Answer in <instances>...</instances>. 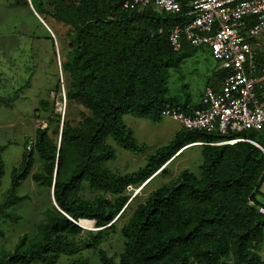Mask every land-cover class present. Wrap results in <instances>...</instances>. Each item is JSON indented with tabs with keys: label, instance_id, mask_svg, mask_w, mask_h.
<instances>
[{
	"label": "trees",
	"instance_id": "1",
	"mask_svg": "<svg viewBox=\"0 0 264 264\" xmlns=\"http://www.w3.org/2000/svg\"><path fill=\"white\" fill-rule=\"evenodd\" d=\"M180 1L183 13L187 0ZM31 3L40 16L68 28L61 61L66 110L63 116L51 114L57 121L56 138L48 126L39 127L32 144L24 148L0 215L14 218L6 209L21 199L15 191L31 173L35 154L42 168L32 178L51 191L54 187L55 201L64 213L53 201L34 236L23 234L14 250L1 249L0 264H56L63 254L77 255L71 264H92L78 253L99 246L107 232L117 230L118 220L136 197L128 193V186L140 187L151 178L145 187L195 142H203L199 174L185 169L152 190L121 227L125 245L118 260L99 249L100 264H264V151L247 140L211 144L245 137L264 147V134L182 127L137 170L117 174L107 166L117 156L110 138L135 153L147 148L135 138L125 113L156 122L166 108L191 112L201 106L165 95L166 70L193 47L184 43L175 50L168 38V29L186 15L152 5L125 6V0ZM224 73L218 70L214 79L221 81ZM208 85L214 86L212 80ZM14 100L0 96V104ZM49 108L48 100L39 101L38 109ZM4 149L0 145V181ZM84 189L98 194L86 199L81 195ZM84 218L95 220L97 229L83 235L77 222Z\"/></svg>",
	"mask_w": 264,
	"mask_h": 264
},
{
	"label": "rangeland",
	"instance_id": "2",
	"mask_svg": "<svg viewBox=\"0 0 264 264\" xmlns=\"http://www.w3.org/2000/svg\"><path fill=\"white\" fill-rule=\"evenodd\" d=\"M42 17L29 0H0V96L15 97L9 104H0V145L5 146L2 153L5 169L0 181V205L11 194L12 170L21 161L24 148L34 141L37 128L48 126L51 136L56 138L57 121L51 114L60 112L63 116L66 110L61 61L67 52L68 28L53 18ZM48 27L52 29L54 37ZM217 64L210 47L193 46L166 70L165 95L190 104L198 103ZM42 99L50 102L48 110L38 109ZM123 117L138 142L146 144L147 148L144 152L135 153L110 138L117 156L108 161L107 166L117 174H126L143 166L150 154L168 143L179 131L178 121L166 116L156 122L132 113H125ZM186 147L166 167L165 172L148 185L143 188L128 186V193L136 197L118 220L117 230L107 232L99 246L84 248L78 255L88 258L92 264H100L98 250L102 249L118 260L125 245L121 227L137 205L152 190L177 177L181 171L188 169L199 174L202 143L195 142ZM41 168L42 160L35 154L31 173L15 191V196L21 199L6 209L14 218L0 215V228L4 230V236L0 237V251L2 248L14 250L23 234L34 236L39 223L44 220V211L53 204L51 188L38 184L32 178V174ZM97 194L90 189L81 192L86 199H93ZM88 220L91 223L82 226L85 231L83 235L97 229L95 220ZM261 255L264 260V243ZM75 256L63 254L56 264H71Z\"/></svg>",
	"mask_w": 264,
	"mask_h": 264
},
{
	"label": "built area",
	"instance_id": "3",
	"mask_svg": "<svg viewBox=\"0 0 264 264\" xmlns=\"http://www.w3.org/2000/svg\"><path fill=\"white\" fill-rule=\"evenodd\" d=\"M149 5L182 13L180 0H125V6L134 8ZM182 14L186 19L168 29L172 47L180 50L184 43L207 45L225 73L218 88H204L200 107L191 112L166 108L162 116L190 130L220 134L252 130L264 134V0H187V10ZM241 140L264 151L260 143L245 137L211 144Z\"/></svg>",
	"mask_w": 264,
	"mask_h": 264
},
{
	"label": "crops",
	"instance_id": "4",
	"mask_svg": "<svg viewBox=\"0 0 264 264\" xmlns=\"http://www.w3.org/2000/svg\"><path fill=\"white\" fill-rule=\"evenodd\" d=\"M209 47V46H208ZM217 66H216V71L213 73V75H212V77H211V80H212V84H214V86L213 87H215V88H218L219 86H220V83H221V81H216L215 79H216V77H214L215 76V73L218 71V70H221L220 68H219V62H218V60H217ZM224 75V74H223ZM215 78V79H214ZM214 79V80H213ZM212 86V85H211ZM206 87V86H205ZM204 91V90H203ZM203 93V92H202ZM201 97H202V95H201ZM201 97H200V101H199V103L201 102ZM179 123V122H178ZM182 128V125L179 123V130Z\"/></svg>",
	"mask_w": 264,
	"mask_h": 264
},
{
	"label": "water",
	"instance_id": "5",
	"mask_svg": "<svg viewBox=\"0 0 264 264\" xmlns=\"http://www.w3.org/2000/svg\"><path fill=\"white\" fill-rule=\"evenodd\" d=\"M29 1H30V3H31V0H29ZM48 28H49V27H48ZM49 30L51 31L52 36L54 37V34H53L52 29L49 28ZM150 179H151V178H150ZM150 179H148L147 181H145V182L140 186V188H143L144 185H145ZM140 188H139V189H140ZM53 191H54V187L52 188V197H53L54 204L57 206V208H58L60 211H62V212L64 213V211L61 210L60 207L57 205V203H56V201H55V198H54V195H53ZM69 218H71V217H69ZM78 225H80V224H78ZM80 226H82V225H80Z\"/></svg>",
	"mask_w": 264,
	"mask_h": 264
},
{
	"label": "bare ground",
	"instance_id": "6",
	"mask_svg": "<svg viewBox=\"0 0 264 264\" xmlns=\"http://www.w3.org/2000/svg\"><path fill=\"white\" fill-rule=\"evenodd\" d=\"M195 145V144H194ZM80 223H83L84 225L87 224V223H91L89 220L87 219H81V221H79Z\"/></svg>",
	"mask_w": 264,
	"mask_h": 264
}]
</instances>
